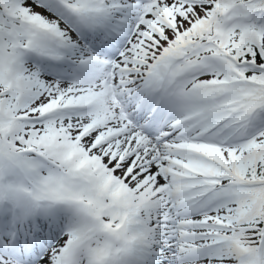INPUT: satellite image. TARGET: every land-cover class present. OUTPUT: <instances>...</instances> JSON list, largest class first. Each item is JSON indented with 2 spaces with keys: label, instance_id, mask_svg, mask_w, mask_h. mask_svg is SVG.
Here are the masks:
<instances>
[{
  "label": "snow or ice",
  "instance_id": "1",
  "mask_svg": "<svg viewBox=\"0 0 264 264\" xmlns=\"http://www.w3.org/2000/svg\"><path fill=\"white\" fill-rule=\"evenodd\" d=\"M0 264H264V0H0Z\"/></svg>",
  "mask_w": 264,
  "mask_h": 264
}]
</instances>
